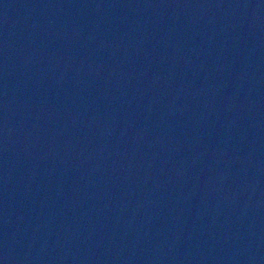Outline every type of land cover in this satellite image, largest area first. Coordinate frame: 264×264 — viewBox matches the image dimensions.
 I'll return each instance as SVG.
<instances>
[{"label":"water","instance_id":"obj_1","mask_svg":"<svg viewBox=\"0 0 264 264\" xmlns=\"http://www.w3.org/2000/svg\"><path fill=\"white\" fill-rule=\"evenodd\" d=\"M0 264H264V0H0Z\"/></svg>","mask_w":264,"mask_h":264}]
</instances>
